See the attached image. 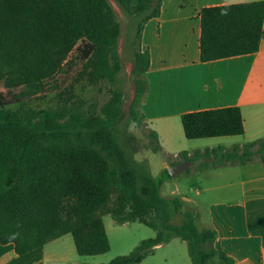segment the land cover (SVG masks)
I'll use <instances>...</instances> for the list:
<instances>
[{"label":"trees","instance_id":"trees-1","mask_svg":"<svg viewBox=\"0 0 264 264\" xmlns=\"http://www.w3.org/2000/svg\"><path fill=\"white\" fill-rule=\"evenodd\" d=\"M132 19L129 48L133 54L135 95L127 125L144 124L142 102L148 91L150 52L142 48L145 25L158 18L163 0H115ZM200 57L209 63L255 54L264 40V1L202 9ZM121 23L108 0H0V244H13L23 256L71 234L80 256L110 250L104 216L117 224L141 223L156 230L128 255L106 264H141L159 245L179 238L188 244L192 264L216 261L209 246L215 229H199L195 212L178 199L161 194L162 178L147 162H138L136 138L120 137L125 95L110 89L99 106L64 98L52 108L37 109L27 99L45 91L66 65H80L91 85L113 86L122 70ZM189 140L242 136L237 106L182 115ZM146 148L161 150L155 131ZM201 171L264 166V138L231 148L182 152ZM171 178L168 169L161 175ZM181 224L173 222L176 215Z\"/></svg>","mask_w":264,"mask_h":264},{"label":"crops","instance_id":"crops-1","mask_svg":"<svg viewBox=\"0 0 264 264\" xmlns=\"http://www.w3.org/2000/svg\"><path fill=\"white\" fill-rule=\"evenodd\" d=\"M257 1L264 0H163L160 16L145 25L142 48L150 52V68L148 91L141 106L144 124L148 132L157 133L161 152L175 150L169 153L174 159H164L157 175L152 169L151 150L145 149L142 157L145 161L137 158L140 150L136 152L135 159L147 162L154 177L164 181L166 177L161 175L165 169L184 162L180 157L182 152L192 154L207 148H231L264 138V40L255 54L209 63L201 62L200 57L202 9ZM235 106L243 115L244 135L198 140L185 137L182 115ZM185 171L189 176L195 175L201 187L195 189L196 193L210 198L208 209L212 220L207 216V224L202 229L214 228L216 241L221 238L220 227L227 230L229 242L251 241L238 243V248L246 253L260 251L264 264L263 164L256 160L243 166L201 171L193 162ZM197 216L199 227V213ZM238 225L244 231L234 236L232 228ZM34 251L19 256L13 244H0V264H32L42 257L46 258L42 264H53L55 258L62 261L55 255ZM223 257L235 261L232 253Z\"/></svg>","mask_w":264,"mask_h":264},{"label":"rangeland","instance_id":"rangeland-1","mask_svg":"<svg viewBox=\"0 0 264 264\" xmlns=\"http://www.w3.org/2000/svg\"><path fill=\"white\" fill-rule=\"evenodd\" d=\"M113 7L119 22L121 23L122 36L119 40V53L122 60L123 70L113 86L109 83H101L99 85H91L86 76L83 75V69L80 65H66L63 73L47 84L44 92L27 99V103L32 108L43 109L56 107L64 98L72 100H84L86 103H97L99 106L105 104L110 98V89H118L125 95L124 113L122 122L120 123V137L126 140L127 134H132L136 138L138 150L140 152L137 158L141 161L145 154L146 144L148 143L147 128L145 124L141 126L130 125L126 126L129 114V108L135 95V87L132 81L133 72V54L129 48V41L132 36L131 29L133 21L128 17L115 0H108ZM0 92L6 90L0 86ZM145 143V145H144ZM148 149V148H147ZM151 150V149H148ZM152 151V150H151ZM153 173L157 175L162 166L164 159L173 160V149L161 150L152 153ZM136 155V154H135ZM161 194L167 199L178 198L184 205V209L199 213V227L204 228L207 224V216L212 220L208 205L210 198L198 195L195 191L199 184L195 175L189 176L186 171L181 172L176 177L165 178L162 182ZM201 188V187H199ZM104 223L107 235L110 242V250L101 255L95 256H80L77 253L74 239L71 234L65 235L57 240L48 243L44 247L34 251L41 255H55L61 260L53 261V264H106L116 257L128 255L144 240L154 238L157 234L156 230L141 223L117 224L110 215L104 216ZM173 222L175 224L182 223L180 214L176 215ZM211 229H214L211 227ZM244 228L240 225L232 228L234 236L243 233ZM220 240L210 243L209 246L217 251L216 261L223 258L226 253H232L236 264H263L260 251L246 253L238 248V243L251 241H227V230L219 228ZM257 241V240H256ZM234 245V246H233ZM259 247V246H258ZM35 254V253H34ZM42 260L34 261L32 264L44 263ZM13 264V263H12ZM141 264H192L189 256L188 244L179 238H173L166 244L159 245L156 250L149 254Z\"/></svg>","mask_w":264,"mask_h":264},{"label":"water","instance_id":"water-1","mask_svg":"<svg viewBox=\"0 0 264 264\" xmlns=\"http://www.w3.org/2000/svg\"><path fill=\"white\" fill-rule=\"evenodd\" d=\"M192 164H193L192 161H189V160L184 161L181 164H178V165H175L173 167L168 168V173H169L170 177H176L181 172L188 169L190 167V165H192Z\"/></svg>","mask_w":264,"mask_h":264}]
</instances>
